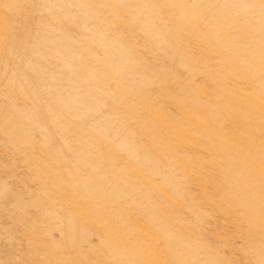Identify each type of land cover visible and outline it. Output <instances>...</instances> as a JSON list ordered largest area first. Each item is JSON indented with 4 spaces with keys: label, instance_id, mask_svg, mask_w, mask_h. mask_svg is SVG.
Instances as JSON below:
<instances>
[{
    "label": "rangeland",
    "instance_id": "obj_1",
    "mask_svg": "<svg viewBox=\"0 0 264 264\" xmlns=\"http://www.w3.org/2000/svg\"><path fill=\"white\" fill-rule=\"evenodd\" d=\"M0 264H264V0H0Z\"/></svg>",
    "mask_w": 264,
    "mask_h": 264
}]
</instances>
